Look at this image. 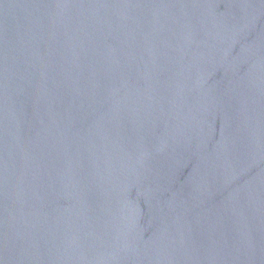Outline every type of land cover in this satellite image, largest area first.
I'll use <instances>...</instances> for the list:
<instances>
[{
	"label": "water",
	"instance_id": "95a60500",
	"mask_svg": "<svg viewBox=\"0 0 264 264\" xmlns=\"http://www.w3.org/2000/svg\"><path fill=\"white\" fill-rule=\"evenodd\" d=\"M0 264H264V0H0Z\"/></svg>",
	"mask_w": 264,
	"mask_h": 264
}]
</instances>
